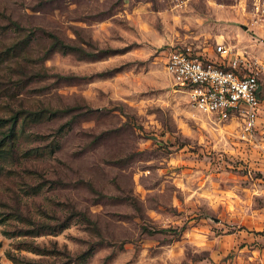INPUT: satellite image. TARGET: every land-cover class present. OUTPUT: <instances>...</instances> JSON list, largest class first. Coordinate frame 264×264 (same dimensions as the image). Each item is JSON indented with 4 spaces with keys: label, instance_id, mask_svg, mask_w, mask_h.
<instances>
[{
    "label": "rangeland",
    "instance_id": "1",
    "mask_svg": "<svg viewBox=\"0 0 264 264\" xmlns=\"http://www.w3.org/2000/svg\"><path fill=\"white\" fill-rule=\"evenodd\" d=\"M228 12L0 0V47L13 19L34 30L29 60L0 61V115L24 111L0 144V264H264V149L192 105L165 66L183 41L264 57V29ZM47 31L74 48L42 57ZM16 69H29L21 85Z\"/></svg>",
    "mask_w": 264,
    "mask_h": 264
},
{
    "label": "built area",
    "instance_id": "2",
    "mask_svg": "<svg viewBox=\"0 0 264 264\" xmlns=\"http://www.w3.org/2000/svg\"><path fill=\"white\" fill-rule=\"evenodd\" d=\"M196 1L226 8L230 16L223 18L233 15L264 29V0H170L176 8ZM165 66L192 105L235 122L245 142L264 149V57L247 44L225 39L202 47L183 41L172 47Z\"/></svg>",
    "mask_w": 264,
    "mask_h": 264
},
{
    "label": "trees",
    "instance_id": "3",
    "mask_svg": "<svg viewBox=\"0 0 264 264\" xmlns=\"http://www.w3.org/2000/svg\"><path fill=\"white\" fill-rule=\"evenodd\" d=\"M12 26L14 29H17L19 31V35H16V37L7 43H4L3 46L0 47V61H3L4 59L6 60H12L14 62H17L19 65H21V58L28 59V51L29 48L28 44L30 42L31 38V32L33 29H31L27 33L26 28L17 20H12L11 21ZM25 28V29H24ZM34 31V30H33ZM47 35L50 37L49 44L46 48V51L41 54V56H45L48 52H50L53 49H61L64 51H68L74 48V45L71 44V42L65 40L60 34L54 32V31H47ZM24 65L27 66V63ZM29 72V69H16L14 71L15 74L20 77L12 78L16 83L21 85L23 82H25L24 76L27 77V74ZM13 75V74H12ZM0 77H4L0 75ZM21 82V83H20ZM15 85V84H14ZM10 110H13L12 112L9 113V115H0V144L4 145L9 139H12V137L16 134L17 132V124L18 121L22 115L23 109H15V107H11ZM1 149V148H0ZM33 231V229H26V232ZM36 251L43 252L42 250H48V249H39V247H36ZM44 252H49V251H44ZM13 258L19 262L20 264H45L42 261H35L31 258H19L16 256H13ZM82 258L85 259L84 254L78 255L76 257H72L70 259H66L64 263L62 264H77L78 260Z\"/></svg>",
    "mask_w": 264,
    "mask_h": 264
}]
</instances>
